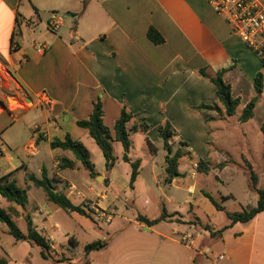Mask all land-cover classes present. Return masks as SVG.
<instances>
[{
	"label": "crops",
	"instance_id": "obj_1",
	"mask_svg": "<svg viewBox=\"0 0 264 264\" xmlns=\"http://www.w3.org/2000/svg\"><path fill=\"white\" fill-rule=\"evenodd\" d=\"M53 13L68 18L62 19L56 31L48 28ZM151 27L163 36V43L156 45L149 40L147 32ZM39 45L45 50L40 51ZM203 68L211 76L218 70L230 68L224 80L231 85L233 97L240 99L235 117L220 119L214 111L197 109L218 103L217 87L200 73ZM259 72L264 75L263 63L205 0H0V87L10 78L14 92L8 91L13 98L23 104L32 103L28 108L12 109L8 95L0 98V161L6 165L0 177L14 172L20 186L17 178L24 173L27 178L22 188L28 190L27 206L30 191L35 187L28 178L34 175L41 179L46 170L56 190L65 193L76 205H82L87 199L99 209L115 214L118 195L129 182L131 186L132 166L123 160L122 144L113 142L121 151L109 171L103 153L97 152L98 163L94 164L98 175L91 178L85 169L89 179L81 183L75 182L83 166L78 164L80 161L72 152L50 146L53 138L64 139L67 134L72 137L70 133H63L62 125L77 126L78 120L89 118L93 102L101 99L104 124L111 130L123 108L134 116L129 128L142 123L149 126L148 131L139 129L132 132L131 137L142 134L145 144L154 151H150L153 156L157 142L162 140L159 128L166 123L176 133L172 144L183 141L189 148L180 159V175L168 183L171 191L165 200L182 207L183 212L170 213L165 204L159 209L158 200L151 201L155 208L151 211L138 200L141 213L124 214L121 218L128 225L119 227L106 249L92 252L86 264H100L96 261L100 253H107L106 264H264V211L247 223L231 225L225 212L218 211L212 204L216 213L225 216L213 214L204 223L194 204L202 192L198 193L197 188L201 174L212 173L221 181L224 173L232 171L233 180L234 166L247 170L243 157L253 164L262 179L264 177V165L257 166L253 159L256 151L264 160L261 132L264 90L253 118L247 123L238 121L244 107L256 95L254 79ZM5 86L9 89V82ZM31 117L41 119L39 130L24 141L23 123ZM131 150L132 142L129 153ZM91 158L94 162L92 153ZM26 159L37 163L41 177L28 175L30 162ZM65 159L71 160L72 166L61 169ZM199 161L209 165L208 172L201 171ZM121 162L126 167L130 164L131 172L129 168L123 171ZM224 163L227 165L221 168ZM128 178L129 181L123 183ZM166 178V173L160 177L154 171L152 185H156L160 193H163L161 185ZM189 178L193 181L187 188L189 198L178 204L174 191L183 190L179 185ZM111 188L115 191L109 195ZM146 188L151 189V185L146 183ZM248 189L246 205L239 202V195L233 191L222 196L221 201L213 198L227 211L239 212L257 205V193L249 186ZM34 198L30 212H26V206L9 203L2 195L0 206L12 213L16 223L25 220L23 233L27 232L26 216L30 217L36 230L49 241L54 257L59 247L63 248L57 241L62 224L68 228L67 232L78 226L82 229L84 222L79 217L83 215L63 210L48 200L44 190L43 197ZM228 201L234 202L233 206L224 205ZM126 202L129 207L136 205L134 198ZM161 202L162 199L159 204ZM164 211L167 219L155 225L138 221V217L155 220ZM106 223L112 226L114 217L110 215ZM2 224L0 260L8 264L7 257L18 260L17 249L31 250L35 246L14 238L12 249L15 251L10 254L2 243V236L10 235L9 229ZM221 229H224L221 236L210 235V231ZM68 236L69 244L75 247L77 239ZM105 240L108 239L104 237ZM132 246L137 253L125 254L123 250ZM69 251L70 257L64 255V258L78 264ZM17 264L25 263L17 261Z\"/></svg>",
	"mask_w": 264,
	"mask_h": 264
},
{
	"label": "trees",
	"instance_id": "obj_2",
	"mask_svg": "<svg viewBox=\"0 0 264 264\" xmlns=\"http://www.w3.org/2000/svg\"><path fill=\"white\" fill-rule=\"evenodd\" d=\"M149 40L158 45L164 42L163 36L153 27L149 28L147 32ZM264 65V62H262ZM230 70L221 69L218 70L214 76H211L207 69H200V73L211 82H213L217 87V98L218 103L213 106L201 105L197 109L200 111H214L218 114L220 119L222 118H232L237 115V110L240 105V99L234 98L232 95L231 85L226 83L224 80L225 74ZM254 87L256 95L252 100L244 107L241 115L238 118L240 123L249 122L254 116V109L257 102L261 98L264 90V75L259 72L254 79ZM104 110L103 103L101 99L93 102V110L89 118L84 120H78L76 122L79 128L88 131L90 137L95 141L96 145L99 147L103 156L105 158L107 171L111 170L117 162V158L113 152V142H119L122 144L124 149L123 160L128 162L132 166L131 173V186L136 181L140 170V161H132L128 153L131 149V133L137 132L141 129L143 132L148 131L149 126L145 123L134 124L131 128L128 127L129 123L133 121L134 116L127 111L126 108L121 110L119 118L116 120L113 130L104 124ZM261 132L264 136V121L261 126ZM160 136L164 143V148L167 151V156L165 158V172L167 175L166 182H171L176 176H179V162L180 159L186 155L185 147H188L186 142H182L181 146L177 151L173 150L171 139L176 135L172 126L169 123L161 126L159 128ZM52 149H62L70 151L74 154L75 158L81 162L83 167L89 172L91 178H95L98 173L95 170V164L92 161L91 153L87 147L78 140L73 139L69 134H67L64 139L53 138L50 142ZM264 156V152H263ZM244 164L247 168L248 173V185L249 187L257 193L258 200L257 205L254 208L244 209L239 212H229L224 207H222L212 195L205 193V196L210 200V202L215 206L218 211L225 212L231 225L241 222L247 223L251 221L258 213L264 211V187L260 183V173L255 170L253 164L249 162L246 157H243ZM227 164H221L220 167H224ZM72 166V161L65 159L63 160L61 169H67ZM205 166V167H204ZM199 167L201 171L208 172V164L199 161ZM29 181L37 188H41L45 191L46 196L49 201L57 204L63 210L67 212H75L80 215L86 216L91 219L92 222L96 223L97 220L94 218V212L90 209L88 205L84 203L82 205H76L74 201L66 196L65 193L56 190L53 185V181L48 177L46 170L43 171V177L41 179L34 175H31ZM0 194L9 202L20 207H25L28 203V190L18 186L16 179L14 178V172L0 177ZM168 214L164 211L161 216L155 220H148L143 217H138V221L142 222L148 226L155 225L163 220H166ZM27 219V232L23 233L17 223L15 222L13 216L10 212L0 206V223L5 224L9 229V234L15 238L17 241H27L31 245L38 247L41 252L43 259L52 260L55 264L65 263V264H76L71 260H55L53 257V249L49 241L36 230L32 223L30 217L26 216ZM224 229L218 230L217 232L210 231V235L213 238L221 236ZM108 241H95L88 244L85 247V257L88 258L92 252L104 250L108 246ZM0 264H6L5 260H0Z\"/></svg>",
	"mask_w": 264,
	"mask_h": 264
},
{
	"label": "rangeland",
	"instance_id": "obj_3",
	"mask_svg": "<svg viewBox=\"0 0 264 264\" xmlns=\"http://www.w3.org/2000/svg\"><path fill=\"white\" fill-rule=\"evenodd\" d=\"M59 15H61L63 17V19H68L67 17H65V15L58 13ZM9 78V77H8ZM9 82V86H13V80L9 78V81H4L5 85H8ZM2 86L0 87V98H2L4 95H8L9 98V106L10 108L14 109L17 107L18 108H28L32 105L31 102H28L26 104L20 103L17 99L13 98V96L10 94V91L8 90H12L14 92L13 89L10 88H6V86ZM5 91V93L3 94V92L1 91ZM10 99H14V101H10ZM19 104V105H18ZM41 123V119H37L36 117H31L30 119H27L26 124L23 123V139L24 141L28 140L30 137H32L34 134H37V131L33 129L34 127L40 126ZM64 131L63 133L67 132L70 133L72 135L73 138L75 139H80L79 141H81L92 153V156L94 158V163H98V158H97V152H101L99 150V147L96 145L95 141L88 135V133L82 129H80L79 127H77L74 124H66L64 123V125H62ZM173 139V138H172ZM171 139V142H173V140ZM131 142H132V150L131 153H129V156L131 158L135 159H139L141 160V167H140V175L137 177V180L134 184V189H132V187L130 186V182L127 185V187L125 188L124 191H121L120 194L118 195V203H117V210L115 212V214H109V212L105 211L106 216H112L114 217V224L112 226H109V224H107L106 222H102L100 220H98L96 223L92 222L91 219L87 218L86 216L83 217H79L80 220L83 223L84 226H82V229H80V227H76L73 229L68 230L67 232V227L65 226V224H62V231L60 233V237H58L57 241L61 242V245H63V248L59 247L58 250V254L54 255L55 258H59L57 260H64V255L65 257H68V249H70L69 252H71L73 255V259H75L77 261L78 264H86L88 263V258L85 257V252H84V246L88 243H92L98 240L103 241L104 237H106L108 240V243H110L109 241L114 237L115 238V233L116 231H119L122 225H128V223L124 220H122V216L124 214H128V215H133L135 213H141L138 209H139V202L138 200L142 201L143 204L148 205L149 209L151 211H155L154 206L152 205L151 201L153 200H158V207L160 209V207H162L163 204H165V207L167 208L168 212H175V211H182V207H179L178 205H171L165 202V200L167 199L169 192L171 191L169 184L166 182H163L161 187L163 189V193H160L158 191V188L156 185H152V181H153V174L154 171H156V173L161 177L163 174H165V167H166V163H165V155L167 154V152L164 150V143L163 140H160L159 142H157L156 144V155L153 156V154L151 152L152 149H150L144 141L143 135L142 134H133L131 137ZM181 142H178L177 144L173 143L172 147L174 151H177L178 148L181 146ZM118 147V145H116V143L113 144V149H114V154L116 157L119 156V153L121 151V149ZM155 148V149H156ZM189 147H185V152H187ZM151 151V152H150ZM7 153L8 150H7ZM101 154V153H100ZM186 159V158H185ZM253 159L257 162V166H263L264 165V160H262V158L260 156H258L257 152L255 151L253 153ZM26 162H30L29 165V172L28 175L31 174H37L38 176L41 177V173H39L38 171V167H37V163L36 162H31L30 160L26 159ZM78 164L81 165L80 162H78ZM49 166V164H47ZM82 166V165H81ZM120 166L122 167V170L124 171L125 168H129L130 172H131V166L130 164L127 165L128 167H126L125 165H123V163H120ZM209 166V165H208ZM6 167V165H4V161H0V171L4 170ZM205 167V166H204ZM235 168L233 169V180L231 179L230 175L232 174V171L229 173H224L223 178L220 180L215 179L214 174L209 173V174H201L199 176V178L197 179V188H198V193L199 190H201L202 192L199 193L197 195V201L199 202H193L196 207V212L201 215V220L206 223L208 222V216H211L213 214H220V213H216L214 206L212 205V203L210 202V200L208 198H206V196H204L202 193H208L212 196H214L217 200L221 201L222 200V196H227L231 193V191L237 193V195H239V202L242 205H246L248 199V195L247 192L250 193L249 189H248V175H247V170L244 168H240L237 166H234ZM242 167H244V165H242ZM210 168V167H209ZM63 171V170H62ZM62 175L66 176V173L61 172ZM67 173H71L70 170H67ZM24 173H21L20 176H18V183L21 187H25V180L27 177L24 178ZM123 177H125V175L123 174ZM191 177V176H190ZM222 177V176H221ZM85 179H89L88 178V174L85 170V168L82 166L81 170L79 172V175L77 176V178L75 179L76 183H81L84 182ZM247 179V182H246ZM62 180V179H61ZM94 181V180H93ZM129 181L128 179H124L123 183H126ZM99 183H101V180L98 181ZM146 183H149L151 185V189H147L146 188ZM185 183V184H184ZM193 181L189 178L187 179L185 182H181L180 183V187L183 189L180 192H175L174 191V195H175V200L176 202H178V204L182 203L184 201V199L189 198V195L187 193V188L190 184H192ZM260 183L261 186L264 185V177L263 179L261 178L260 175ZM114 190V188H111L109 191V195L111 194V192ZM115 191V190H114ZM38 197L41 198L43 197V189H39L36 187H33L30 191V201L29 204L26 206V212H30L33 209V205H34V198ZM162 197V198H161ZM134 198V201H136V205L129 207L126 200H130L132 201ZM160 199H162L161 204L160 203ZM83 203L85 205H88L90 207V209L94 212V218H95V214L97 213L96 211V204H94V202L92 203V201L90 200H84ZM227 206H230L231 204H234V202L232 201H228V202H224ZM96 206V207H95ZM200 207V210L198 209V207ZM233 206V205H231ZM188 209V205L186 207ZM21 209V208H20ZM22 210V209H21ZM101 210H99L98 214H101ZM11 213V212H10ZM12 214V213H11ZM63 214V213H62ZM103 214V213H102ZM101 214V215H102ZM221 216H225L224 214H220ZM218 215V216H220ZM71 216V215H70ZM74 215H72V218ZM78 216V215H77ZM78 218V217H77ZM63 219V217L61 218ZM96 219V218H95ZM2 224V223H1ZM88 224H93L89 225ZM17 225L19 226V228L22 231H26V222L24 221H19L17 222ZM88 227H87V226ZM2 226H4V228L6 230H8V227L5 224H2ZM86 226V227H85ZM120 227V228H119ZM69 233V234H68ZM72 237L74 236L77 241L78 244L75 247H71V245L69 244V236ZM14 237H12L11 235H6L4 234L2 236V243L4 245V248L6 251H8L10 254L14 253V249H12V242H14ZM134 247V246H132ZM126 249L123 250L125 252V254H136L137 250L135 249V247L132 249ZM22 248V249H21ZM19 248L20 251H16V257H17V261L18 263L23 262L25 264H55L52 260H46L43 259L41 256V252L40 249L38 247H33V249H27L25 247H21ZM62 252L64 254H62ZM115 253V251L113 252V254ZM107 253H100V255H97V259L96 261H98V263H105L106 264V260H104L105 258H108V255H106ZM124 254V255H125ZM113 256L116 255H111V257L113 258ZM70 257V256H69ZM56 260V259H55ZM7 261L8 264H17V261H15L13 258H8L7 257ZM105 261V262H104ZM57 264H65V263H57Z\"/></svg>",
	"mask_w": 264,
	"mask_h": 264
},
{
	"label": "built area",
	"instance_id": "obj_4",
	"mask_svg": "<svg viewBox=\"0 0 264 264\" xmlns=\"http://www.w3.org/2000/svg\"><path fill=\"white\" fill-rule=\"evenodd\" d=\"M212 5L214 10L225 19L233 32L246 44L253 54L264 62V2L261 0H205ZM63 17L53 13L48 28L56 31L61 25ZM40 51L45 50L39 45ZM34 130L38 131L39 126ZM73 189V187H70ZM97 206V205H96ZM95 206V207H96ZM96 220L109 222L110 216L105 211L96 207ZM101 210V214L99 213Z\"/></svg>",
	"mask_w": 264,
	"mask_h": 264
},
{
	"label": "bare ground",
	"instance_id": "obj_5",
	"mask_svg": "<svg viewBox=\"0 0 264 264\" xmlns=\"http://www.w3.org/2000/svg\"><path fill=\"white\" fill-rule=\"evenodd\" d=\"M10 101H14V99H10ZM19 105V104H18Z\"/></svg>",
	"mask_w": 264,
	"mask_h": 264
},
{
	"label": "water",
	"instance_id": "obj_6",
	"mask_svg": "<svg viewBox=\"0 0 264 264\" xmlns=\"http://www.w3.org/2000/svg\"><path fill=\"white\" fill-rule=\"evenodd\" d=\"M100 177H98V179H99ZM1 195V194H0Z\"/></svg>",
	"mask_w": 264,
	"mask_h": 264
}]
</instances>
